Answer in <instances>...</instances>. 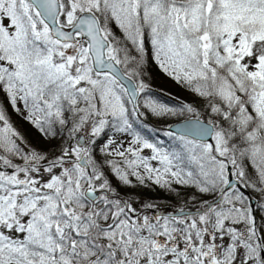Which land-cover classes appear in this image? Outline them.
Wrapping results in <instances>:
<instances>
[{
  "label": "snow or ice",
  "instance_id": "obj_1",
  "mask_svg": "<svg viewBox=\"0 0 264 264\" xmlns=\"http://www.w3.org/2000/svg\"><path fill=\"white\" fill-rule=\"evenodd\" d=\"M149 54L205 119L154 98ZM0 94L59 141L34 147L0 105V264H264L241 190L264 193V0H0ZM141 109L194 119L167 150ZM109 172L184 204L126 199Z\"/></svg>",
  "mask_w": 264,
  "mask_h": 264
},
{
  "label": "trees",
  "instance_id": "obj_2",
  "mask_svg": "<svg viewBox=\"0 0 264 264\" xmlns=\"http://www.w3.org/2000/svg\"><path fill=\"white\" fill-rule=\"evenodd\" d=\"M117 34H119L117 32ZM145 68L147 69V73L148 75H146V81L151 85V89L154 91V93H152V95L154 96V98H156L157 100H159L162 103H165L169 106H179L182 103H188L191 104L193 107L197 108V110L200 112L201 115V119H205L207 116V113L205 111V107L204 104L205 102L201 99H198L196 97H194L191 93H189L188 91H186L185 89L181 88L179 85H177L175 82H173L171 79H169L168 77H166L162 72H160V70L158 69V67L155 65L154 62H152L150 54L147 60V63L145 65ZM155 92H157V94H161V95H157ZM2 105L6 106L7 108V112L10 116V119L13 120V118H16L18 121V125L21 128L22 132L24 133V136L27 138L29 131L33 132V134H37L36 135V142H35V137H31L34 140L35 143L40 144V142H38V139H41V141L43 140L41 134L36 131L29 123H27L23 117H21L19 114H17L10 105H8V102L5 98H2ZM141 112L146 113L147 116H149V114L147 112H145L144 110ZM152 115V114H151ZM145 115L140 116L139 118H134V123L137 127V131H139L141 133V135H143L146 139H152V137H156L157 132H154L155 127H151L149 125V120L143 121V118ZM194 116L191 113H182V114H177V115H169L166 118H159L163 123H167L166 119H173L174 121H176L175 123H177V121L183 122L186 120H190L193 119ZM24 124L26 126L27 129H23L22 125ZM23 125V126H24ZM16 126V125H15ZM161 130V129H159ZM157 129V131H159ZM164 131H167V129H162L161 130V134H162V138H166V141H161L159 143V145L167 150H176L177 149V141L169 138L167 136L164 135ZM31 132V133H32ZM108 135H112V133H108ZM161 138V139H162ZM29 140V138H28ZM149 140V141H150ZM45 141V139H44ZM153 141H159V140H154ZM30 142V140H29ZM45 143H48V141H45ZM50 143V142H49ZM59 143V141H53L51 142V144L55 145ZM34 146V145H33ZM36 147V146H35ZM109 177H113L112 174L109 172L108 174ZM112 186L120 193L121 196H123L126 199L131 198L133 201H141V199L145 202V201H150V202H154L157 203L159 205H162L164 209H168V206H172L174 204H179V203H183L184 200L180 199L177 200L173 199V200H167L165 195L163 194L161 188H159L158 186L154 185V184H149L148 186H138L135 187L134 189L129 188L128 186H124L123 184H116L115 181L111 182ZM246 193L249 194L250 199L254 200L256 202V209H257V214L258 216H264V211L260 210V205L262 203H264V193H261L258 190H254L252 188H243L241 187ZM134 191V192H133ZM210 197H202V199H209ZM171 211V210H168Z\"/></svg>",
  "mask_w": 264,
  "mask_h": 264
},
{
  "label": "rangeland",
  "instance_id": "obj_3",
  "mask_svg": "<svg viewBox=\"0 0 264 264\" xmlns=\"http://www.w3.org/2000/svg\"><path fill=\"white\" fill-rule=\"evenodd\" d=\"M146 78V77H145ZM147 79V78H146ZM151 92L152 93H154V91L151 89ZM156 94H157V92H155ZM157 95H161V94H157ZM2 98H4L3 97V94H0V105H2ZM144 109H142V111H143ZM145 112H147L148 114H149V116H147V114L146 113H144L143 112V115H145L144 117L145 118H143V121H145L146 122V120H149V125L151 126V127H155V129H154V132H157V135H156V137H152V139L150 140V142H153V143H156V144H158L159 145V143L161 142V141H166V138H162V132H161V130L162 129H168V128H170L171 126H173L174 124H177V123H180V121H177V123H175L176 121H174L173 119L171 120V119H166L167 120V123H163L159 118H166V117H168L169 115H167V116H163V117H156V116H154V115H151V113L150 112H148V111H146V110H144ZM194 119V118H193ZM13 123H14V126L21 132V133H23L22 132V130H21V128L19 127V125H18V121L19 120H17L16 118H13V120H11ZM22 125V128L23 129H27L26 128V126L24 125V124H21ZM24 125V126H23ZM157 129L159 130V129H161V130H159V131H157ZM32 132V131H31ZM30 131H29V133H28V135L29 136H31V137H35V142H36V140H37V138H36V135L35 134H33V132L31 133ZM111 133V132H110ZM24 134V133H23ZM29 136H27V140H28V138H29V140H30V143L32 144V145H34V147L36 146V148H39V149H43V150H48V149H50V148H52V147H54V145L53 144H51V143H45V141H44V139L41 141V139H38V142H40V144H37V143H35L34 142V140L32 139V138H30ZM162 138V139H161ZM127 139H130V137L129 138H127ZM153 139L154 140H159L158 142L157 141H153ZM28 140V141H29ZM126 142V141H125ZM145 155H150L151 154V152H150V150H145V153H144ZM109 174V173H108ZM113 176V175H112ZM109 179H110V182H113V181H115L116 182V184H120V185H122V183L115 177V176H113L112 178L111 177H109ZM130 179H132L133 180V186H128L129 188H131V189H134L135 190V187H137L139 184L135 181V179L134 178H131L130 177ZM138 184V185H137ZM140 186V185H139ZM141 187V186H140ZM162 190V192H163V194L165 195V197H166V199L167 200H173V199H176V197H175V195L174 194H172V193H169V192H167V191H165V190H163V189H161ZM134 192V191H133ZM130 200H132L131 198H129ZM183 200V199H182ZM139 202H144L142 199H141V201L139 200ZM148 202H150V201H148ZM184 204V202L183 203H179V204H174V205H172V206H168V209H165V210H173L174 208H176V207H179V206H181V205H183ZM162 206V205H161Z\"/></svg>",
  "mask_w": 264,
  "mask_h": 264
},
{
  "label": "water",
  "instance_id": "obj_4",
  "mask_svg": "<svg viewBox=\"0 0 264 264\" xmlns=\"http://www.w3.org/2000/svg\"><path fill=\"white\" fill-rule=\"evenodd\" d=\"M190 120H193V119H190ZM190 120H186V121H183V122L174 124L173 126H171L170 128H168L167 130L177 131V130H179L180 128H182L184 126L185 122L190 121ZM233 182H235V179L234 178H233ZM241 190L245 193L246 196L249 197V194L248 193H246L242 188H241ZM251 202L256 205V202L254 200L251 199Z\"/></svg>",
  "mask_w": 264,
  "mask_h": 264
}]
</instances>
